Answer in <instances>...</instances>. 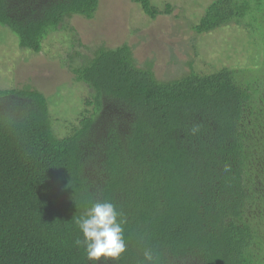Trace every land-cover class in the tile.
I'll return each instance as SVG.
<instances>
[{"label":"trees","instance_id":"16d2710c","mask_svg":"<svg viewBox=\"0 0 264 264\" xmlns=\"http://www.w3.org/2000/svg\"><path fill=\"white\" fill-rule=\"evenodd\" d=\"M131 2L152 19L173 12ZM100 4L0 0V27L39 55ZM231 24L255 53L245 68L191 62L161 81L128 44L70 54L88 96L65 121L31 86L0 89V264H94L75 241L96 202L115 205L127 245L101 264H146L145 249L154 264H264V0H213L192 28Z\"/></svg>","mask_w":264,"mask_h":264},{"label":"rangeland","instance_id":"374dc122","mask_svg":"<svg viewBox=\"0 0 264 264\" xmlns=\"http://www.w3.org/2000/svg\"><path fill=\"white\" fill-rule=\"evenodd\" d=\"M212 1L152 0L161 11L167 4L173 7L172 14L152 19L131 0H101L93 20H68L74 32L55 33L39 55L22 49L18 37L0 27V89L31 86L46 95L52 115L59 114L52 118L65 121L73 116V109L81 107V98L88 96L69 70V55L76 51L91 57L101 45L117 48L128 44L139 66L154 62L161 81L187 74L191 62L205 73L247 67L255 53L244 28L231 24L211 34L193 31Z\"/></svg>","mask_w":264,"mask_h":264},{"label":"clouds","instance_id":"9594fccd","mask_svg":"<svg viewBox=\"0 0 264 264\" xmlns=\"http://www.w3.org/2000/svg\"><path fill=\"white\" fill-rule=\"evenodd\" d=\"M228 166H225V171ZM114 204L110 202H96L88 208L84 215L76 221L83 233V240L75 241L77 246L84 247L86 258L94 264H101V258L107 261H118L126 252L127 245L124 237L123 224L125 221L118 219ZM146 264H154L151 249L144 250Z\"/></svg>","mask_w":264,"mask_h":264}]
</instances>
